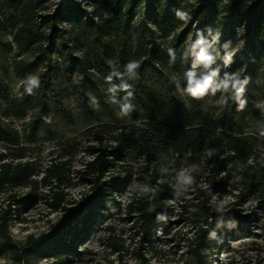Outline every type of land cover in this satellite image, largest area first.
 Masks as SVG:
<instances>
[{
    "label": "trees",
    "instance_id": "obj_1",
    "mask_svg": "<svg viewBox=\"0 0 264 264\" xmlns=\"http://www.w3.org/2000/svg\"><path fill=\"white\" fill-rule=\"evenodd\" d=\"M88 1L91 12L80 8L74 0L63 10L61 19H67L74 26L76 36L89 39L88 45L94 49L98 73L87 75L97 98L107 109L130 105L129 112H143L145 120L130 130H115L108 135L105 130L111 126L107 124L93 130L95 143L87 147V158L77 170L74 184L70 182L66 160L51 162L36 178L31 174L30 162L20 160L21 156L16 161L8 159L5 150H0V195L7 201L0 210V256L9 253L13 264H29V259L42 251L62 264L69 255L80 252L75 240L92 229L94 218L110 217L123 210L125 217L132 220L137 263L149 264L140 250L151 245L157 228L168 221L170 182L178 176L183 156L187 155L194 175L199 156L208 152L205 186L194 187L192 198L182 205L190 208L195 227L190 248L193 264H206L203 250L216 236L236 231L248 233L244 216L238 214L235 204L213 206L208 202L210 194L229 188L237 191L241 203L253 201L256 208H264V141L251 142L240 136L241 124L236 119L213 120L203 115L195 100L192 108H186L174 76L180 75L187 81L186 73L200 68L193 67L199 49L189 50L186 57L184 52L191 25L201 13L205 17L197 39L203 35L208 42V22L226 20L228 36L243 32L264 49V0H156L155 8L145 13L152 32L138 40L132 36L134 12L129 0ZM44 9L43 0H0V28H11L12 36L11 42H0V67L4 72L12 67L17 75L25 77L34 72L37 62L43 61L47 66L46 72L38 77V85L31 86V91L28 86L19 98L12 100L8 99V86L0 74V118H22L28 109L37 108L29 124L28 142L36 141L49 96L70 117L68 108L60 104V93L47 76L53 73L57 57L64 53L65 40L57 30V22L50 21L52 16L40 15ZM178 13H185L186 19H181ZM44 20L49 24L45 26ZM12 43L18 51L34 55V60L26 62L18 58L9 62L6 51L12 49ZM169 49L175 53L171 64ZM109 58H115L121 69L110 65ZM131 61L139 65L134 77L126 73ZM64 62L68 75L75 69L86 73L82 61L64 57ZM123 84L129 87L125 90ZM97 114L98 110L94 109L85 115L90 118ZM0 142L5 148L19 143L17 130L3 120H0ZM161 166L168 170L163 179L158 175ZM133 173L130 198L122 205L117 196L122 194L121 187ZM71 185H84L86 190L74 199L65 192V187ZM20 189L26 192L18 195ZM41 195L50 211L58 216L38 242L19 247L8 231L11 210L31 207ZM110 239L113 251L121 257L123 246L114 236ZM236 262L233 259L228 264Z\"/></svg>",
    "mask_w": 264,
    "mask_h": 264
},
{
    "label": "rangeland",
    "instance_id": "obj_2",
    "mask_svg": "<svg viewBox=\"0 0 264 264\" xmlns=\"http://www.w3.org/2000/svg\"><path fill=\"white\" fill-rule=\"evenodd\" d=\"M74 0H43L45 9L40 13L44 16H52L50 21L57 22V30L61 32L65 40L64 53L56 59L53 73H47L53 88L60 94V104L68 108L70 117L63 110L56 107L53 99L49 96L47 110L42 117V123L38 127L35 142H28L29 124L37 108H30L25 117L0 118L10 124L19 134V143L15 147L5 148L0 142V150L4 149L6 157L11 160L18 156L20 160L30 162L32 176L39 178L43 170L54 161L66 160L69 166V178L71 184L77 182V170L87 158V147L94 144L92 131L105 124L111 126L105 134L115 130H130L144 122L143 112L122 114L120 108H105L97 98L93 89L89 72L98 73L95 65L94 49L88 45L89 39L76 36L73 25L67 19H61V13L68 4ZM80 8L91 12L92 8L88 0H75ZM197 5L198 3H194ZM156 6V0H129V7L133 8L134 18L132 22L133 40L148 36L152 32L150 21L146 18L147 10ZM202 17L205 13L194 19L191 32L187 37L186 46L195 45L196 34L201 32ZM41 19V18H40ZM43 20V19H42ZM46 26L49 22L43 21ZM207 43L211 44L213 37L219 33V40L215 47L219 51V57L213 67L219 68L217 83L223 80L225 73H240L244 91L239 99L233 98L232 91L225 92L217 89L211 91L203 98H195L185 90L188 80L185 81L180 75H175L178 84V94L183 100L185 107L190 109L194 100L199 104L203 115L218 120L219 118L236 119L241 128L238 134L247 141H264V49L253 39L243 32H236L228 36V21L221 20L207 24ZM11 28H0V42H11ZM157 44H161L156 39ZM228 45L225 48V45ZM190 51H194L191 49ZM233 53L232 62L224 63V56ZM9 62L22 58L26 62L34 60V55L23 53L16 49L12 43V49L6 51ZM64 57L75 58V62L82 61L86 73L78 69L71 74L66 73L67 64ZM110 65L121 69L115 58L107 59ZM47 66L43 61L37 62L34 72L20 77L12 67L6 72L0 67V74L8 86V99L19 98L29 86V77H39L45 73ZM202 69L196 72L197 77ZM184 80V81H183ZM85 89V90H83ZM84 94V95H82ZM231 94V96H230ZM98 110L97 115L86 118V112ZM220 131V130H219ZM210 155L204 152L197 160L196 170L190 172L187 155L183 156L178 176L170 182L171 193L168 200L169 217L164 222L165 226H159L152 239L151 245L144 246L140 252L147 258L149 264H193L194 256L190 252L195 239V227L191 221L190 208L182 207L185 200L192 198L194 187H204L205 178L208 176ZM168 170L161 166L158 175L163 179ZM135 174L129 178L126 185L121 187L122 194L117 199L126 203L130 198ZM84 185H71L65 187L68 197L79 198L85 192ZM26 189L17 191L23 195ZM237 191L227 189L209 195L208 202L213 206H223L234 203L240 216H244V223L248 225V233L241 234L236 231L231 235L221 233L209 247L203 250L206 264H228L231 260H237V264H264V208H256L253 201L241 203L236 197ZM7 201L4 195H0V210L4 209ZM12 208V206H11ZM11 220L8 231L19 247L27 243L38 242L42 234H45L51 223L55 221L58 213L51 212L41 195L38 202L31 206H21L11 210ZM121 218H124L122 220ZM131 219L126 218L123 210L113 216L94 218L93 224L84 237L75 240L78 253L69 255L62 264H138L135 257L137 252V239L133 235ZM118 239L123 246L121 257L113 251L110 237ZM31 238V239H30ZM87 251V252H86ZM29 264H58L42 251H37L30 259ZM0 264H13L9 253H1Z\"/></svg>",
    "mask_w": 264,
    "mask_h": 264
},
{
    "label": "clouds",
    "instance_id": "obj_3",
    "mask_svg": "<svg viewBox=\"0 0 264 264\" xmlns=\"http://www.w3.org/2000/svg\"><path fill=\"white\" fill-rule=\"evenodd\" d=\"M181 19H186L185 13H178ZM219 40V33H217L212 40L211 44H208L205 39L203 38V35L200 36V38L196 41L195 45H191L189 48H187L184 52V57L187 56L188 51L191 49L198 48L199 51L196 52L195 55V63L193 67L199 66L202 69L201 74L199 77H197V74L195 71H188L186 73L187 80H188V87L185 90L189 95L195 98H203L206 96L210 91L212 93H215L217 89H223L225 92L232 91L233 98L239 99V97L242 95L244 88L243 84L246 83V81H241L240 79V73H225L223 80L220 81V83H217V78L219 74V68L213 67V65L216 63V60L219 57V51L215 47V44ZM227 44L225 45V48H227ZM169 56L170 64L175 61V53L172 49H169ZM232 55L233 53L229 52L225 54L224 56V63L225 65H228L232 62ZM139 67V65L135 61H131L126 66V73L129 77L135 76V70ZM39 83V79L37 77H29L28 84L29 88L28 91H31V86H36ZM125 90L129 87L127 84H123L121 86ZM131 95V93H129ZM130 109V105H123L122 106V114H126Z\"/></svg>",
    "mask_w": 264,
    "mask_h": 264
}]
</instances>
